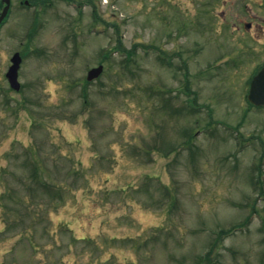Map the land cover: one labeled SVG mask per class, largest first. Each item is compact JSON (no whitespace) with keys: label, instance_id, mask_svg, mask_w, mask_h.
<instances>
[{"label":"rangeland","instance_id":"1","mask_svg":"<svg viewBox=\"0 0 264 264\" xmlns=\"http://www.w3.org/2000/svg\"><path fill=\"white\" fill-rule=\"evenodd\" d=\"M259 1L64 3L33 28L17 93L16 28L0 53V264H264V109L246 102L264 53L240 48L262 49L242 38L264 42ZM26 154L44 189L24 187Z\"/></svg>","mask_w":264,"mask_h":264},{"label":"flooded vegetation","instance_id":"2","mask_svg":"<svg viewBox=\"0 0 264 264\" xmlns=\"http://www.w3.org/2000/svg\"><path fill=\"white\" fill-rule=\"evenodd\" d=\"M64 3L70 4L73 9L76 10V0H0V53L3 48H9L10 50H12L16 45V41L14 39L11 42L7 41L15 38L14 36L17 34L16 28H22L24 30L22 39L24 41L18 42V48L11 52V55L8 57L9 65L7 66V69L10 66V59L12 55L18 53L21 58V64L18 72L21 71L23 59L28 51L32 49V43L30 42V39L33 28H37L42 24L43 26L47 25L48 19L50 18L61 19V17H63V14L60 13V7H62ZM262 4L264 5V0H262V3L261 0L259 1V5L263 6ZM49 11L55 13L48 14ZM38 17H40V19H38ZM224 22L225 21H223L224 26L227 27ZM233 28L240 31L242 35L248 36H250L249 33H252L253 29H257L253 27L251 22L241 21H239L238 24H233ZM240 38L238 40V44H240ZM242 38L250 39L251 42H255V45L261 44L262 46V49H260V51H257L255 46L250 47L249 45H245L246 48L244 47V49L240 46L242 51L250 52L251 54H253V56H255L256 54L258 55L264 53V42H262L260 38L254 35ZM43 53H45V51L42 52V54ZM263 68L264 60L255 65V68L252 71L255 73L250 77V81L252 77Z\"/></svg>","mask_w":264,"mask_h":264},{"label":"water","instance_id":"3","mask_svg":"<svg viewBox=\"0 0 264 264\" xmlns=\"http://www.w3.org/2000/svg\"><path fill=\"white\" fill-rule=\"evenodd\" d=\"M12 65L6 73V77L12 89L19 90L17 81V69L20 63V57L15 54L11 59ZM102 72V66L92 68L88 71L86 80L96 79ZM248 101L256 107H264V69H262L252 80L247 95Z\"/></svg>","mask_w":264,"mask_h":264},{"label":"trees","instance_id":"4","mask_svg":"<svg viewBox=\"0 0 264 264\" xmlns=\"http://www.w3.org/2000/svg\"><path fill=\"white\" fill-rule=\"evenodd\" d=\"M193 107V106H192ZM195 109V108H194ZM27 155V157H28V163H31V165H30V167L31 168H34L35 170H32L30 173H29V176H30V184L27 182V183H25L24 184V187L26 188V190H33V191H35V190H37V187L38 188H40V189H44L43 187H46V185H45V182H44V178H43V176H42V173L41 172H39L38 171V163L35 161V159H34V157L33 156H31V155H29V154H26ZM26 158V157H25ZM26 163H27V161H26ZM258 180H259V178H258ZM39 184V185H38ZM6 188H8V192H9V190H10V187L8 186V185H6L5 186ZM261 192H263V189L261 188ZM3 196V195H2ZM10 227H12V226H9L8 228L10 229ZM13 228V227H12ZM235 228H232V229H230V230H221V231H219V233H218V236H219V240L220 239H222L224 236H227V235H230L231 234V232L234 230ZM218 240V241H219ZM218 243V242H217ZM216 245V243H214L213 245H212V247L210 248L211 250H213V248H214V246ZM203 261L204 262V260H205V264H207L208 263V258L206 257V256H202L201 258H200V260L199 261Z\"/></svg>","mask_w":264,"mask_h":264}]
</instances>
